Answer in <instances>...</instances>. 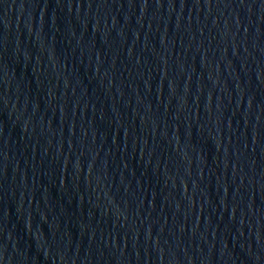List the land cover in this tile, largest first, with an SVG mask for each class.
<instances>
[{
	"label": "water",
	"instance_id": "95a60500",
	"mask_svg": "<svg viewBox=\"0 0 264 264\" xmlns=\"http://www.w3.org/2000/svg\"><path fill=\"white\" fill-rule=\"evenodd\" d=\"M0 264H264V0H0Z\"/></svg>",
	"mask_w": 264,
	"mask_h": 264
}]
</instances>
